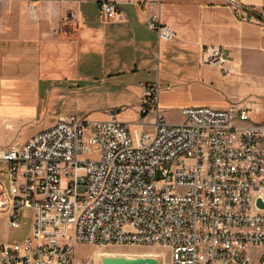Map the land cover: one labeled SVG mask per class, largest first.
I'll list each match as a JSON object with an SVG mask.
<instances>
[{
  "label": "built area",
  "instance_id": "obj_1",
  "mask_svg": "<svg viewBox=\"0 0 264 264\" xmlns=\"http://www.w3.org/2000/svg\"><path fill=\"white\" fill-rule=\"evenodd\" d=\"M94 1L120 15L113 1ZM145 23L173 40L158 15ZM201 51L227 72L219 45ZM158 91L144 83L136 121L116 108L102 119L64 115L0 147V215L15 228L32 210L27 236L0 241V264H77L76 243L157 244L168 264H264V121L236 102L182 107L170 122Z\"/></svg>",
  "mask_w": 264,
  "mask_h": 264
},
{
  "label": "crops",
  "instance_id": "obj_2",
  "mask_svg": "<svg viewBox=\"0 0 264 264\" xmlns=\"http://www.w3.org/2000/svg\"><path fill=\"white\" fill-rule=\"evenodd\" d=\"M111 1L116 17L94 0H0V147L79 111L102 119L120 105L136 121L143 85L154 81L170 122L182 120L167 114L171 107L236 102L264 121V0H237L259 15L228 0ZM149 14L173 29V40L147 27ZM209 44L221 47L227 72L203 61ZM7 166L0 159L4 186Z\"/></svg>",
  "mask_w": 264,
  "mask_h": 264
},
{
  "label": "rangeland",
  "instance_id": "obj_3",
  "mask_svg": "<svg viewBox=\"0 0 264 264\" xmlns=\"http://www.w3.org/2000/svg\"><path fill=\"white\" fill-rule=\"evenodd\" d=\"M117 109L119 110L117 117L120 120L127 121V120H132L136 118L134 111L129 107L122 109V107H120L119 105ZM166 112L167 114L174 116L175 118H178L180 116L179 110H176L174 107L168 108ZM84 116L87 119L90 118V116L85 115L84 111H79L77 114V117L79 118H82ZM31 213H32L31 208H24L22 211L21 218H20V225L15 228L9 227L5 229L1 226V223H0V238H6L8 241H20L25 236H27L30 231L31 222H32ZM114 248H122V249L144 248V249H150V250H155V251L157 250L162 254V256L156 257L159 261V264H168V260H169L168 251L157 244H153V245L134 244V245L118 246V245H112V244L97 245V244H92V243H76L74 245V258L77 261V264H100V258L98 257L96 258L94 256V252L97 251V255L102 252H109L111 254H115ZM162 251L164 252V254L162 253ZM123 255L124 253L122 254V256ZM146 255H149V254L148 253L144 254V256Z\"/></svg>",
  "mask_w": 264,
  "mask_h": 264
},
{
  "label": "water",
  "instance_id": "obj_4",
  "mask_svg": "<svg viewBox=\"0 0 264 264\" xmlns=\"http://www.w3.org/2000/svg\"><path fill=\"white\" fill-rule=\"evenodd\" d=\"M228 1L243 10L249 11L251 13H256L248 7L240 4L237 0ZM100 264H159V261L152 255L133 256L128 258H125L122 255H102L100 258Z\"/></svg>",
  "mask_w": 264,
  "mask_h": 264
},
{
  "label": "bare ground",
  "instance_id": "obj_5",
  "mask_svg": "<svg viewBox=\"0 0 264 264\" xmlns=\"http://www.w3.org/2000/svg\"><path fill=\"white\" fill-rule=\"evenodd\" d=\"M120 246V245H118ZM114 253L117 255H122L124 253V257H133V256H144V254H149L155 257H160L162 254L159 251L155 250H150V249H144V248H127V249H122V248H114ZM164 254V252L162 251ZM111 254L109 252H102L97 255V251L94 252V256L97 258H101L102 255H115Z\"/></svg>",
  "mask_w": 264,
  "mask_h": 264
},
{
  "label": "trees",
  "instance_id": "obj_6",
  "mask_svg": "<svg viewBox=\"0 0 264 264\" xmlns=\"http://www.w3.org/2000/svg\"><path fill=\"white\" fill-rule=\"evenodd\" d=\"M255 15H259V14H257V13H254Z\"/></svg>",
  "mask_w": 264,
  "mask_h": 264
}]
</instances>
